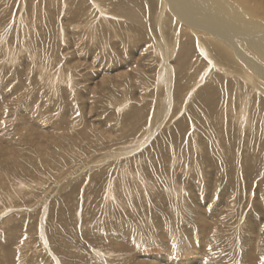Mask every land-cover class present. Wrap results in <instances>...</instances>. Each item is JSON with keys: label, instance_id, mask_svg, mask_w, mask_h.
<instances>
[{"label": "rangeland", "instance_id": "374dc122", "mask_svg": "<svg viewBox=\"0 0 264 264\" xmlns=\"http://www.w3.org/2000/svg\"><path fill=\"white\" fill-rule=\"evenodd\" d=\"M219 1L0 0V264H264V0Z\"/></svg>", "mask_w": 264, "mask_h": 264}, {"label": "bare ground", "instance_id": "6f19581e", "mask_svg": "<svg viewBox=\"0 0 264 264\" xmlns=\"http://www.w3.org/2000/svg\"><path fill=\"white\" fill-rule=\"evenodd\" d=\"M205 1V0H204ZM215 4H217V3H222V2H220L219 0H212ZM161 4H163V5H165V6H170V7H173V8H175L176 7V9H178L180 12H181V14H179L181 17H182V19L183 20H185L187 23H190V21H189V19H191V16L192 15H198L199 17H203V19H204V15L206 16L205 17V19H207V21H204V25H211L212 24V26H215V27H219V25L220 26H222L221 25V22L222 21H227V22H233L234 23V21H231V20H229L228 18H226V16L225 15H223V14H219V16H220V21L218 22L217 20H215V22H214V18L213 17H208V15H213L214 14V12H215V7L214 6H212L211 4L210 5H206V4H202L201 2H200V0H161ZM214 4V5H215ZM225 4V3H224ZM198 5V6H197ZM200 6H203V11L202 10H200L198 7H200ZM162 7V6H161ZM189 8H191V10L189 9ZM228 8V7H227ZM162 9V8H161ZM206 9H211L209 12L206 10ZM231 9V8H230ZM196 10V11H195ZM188 11L189 12H191L190 13V15H189V13H188ZM212 11V12H211ZM188 13V14H187ZM216 13V12H215ZM234 17H230V18H234L236 21L237 20H240V19H237V18H235V16L236 15H233ZM198 19H200V18H198ZM233 20V19H232ZM192 22V21H191ZM240 22V21H239ZM245 22V21H244ZM160 23V22H159ZM241 23V22H240ZM243 23V22H242ZM242 23H241V25H242ZM200 24V23H199ZM226 24V23H225ZM192 25V24H191ZM196 25V24H195ZM233 25V24H232ZM243 25H244V23H243ZM248 25V24H247ZM246 26V25H245ZM235 27H236V25H235ZM223 28H225V27H223ZM221 29V28H220ZM249 30V29H248ZM210 32V31H209ZM217 33V31H214V32H212V33ZM222 32V31H221ZM224 32V31H223ZM245 32V31H244ZM262 32V31H261ZM243 33V32H242ZM264 33V32H263ZM218 34V33H217ZM251 34V33H250ZM261 34V33H260ZM250 36V35H249ZM248 36V37H249ZM263 36H264V34H263ZM256 37V38H253V39H248L247 40V42H248V44L250 45V48H254V50L257 52V55H260V57L262 58V59H264V44H263V42H264V37ZM242 38V37H241ZM255 39H257L258 40V42L255 40ZM233 41V40H232ZM224 42V41H223ZM216 50V49H215ZM237 52H238V50H237ZM253 60V59H252ZM249 61H250V59H249ZM254 61V60H253ZM252 65V64H251ZM263 65V64H262ZM251 67V66H250ZM263 67V66H262ZM250 71H252V70H250ZM257 71V70H256ZM254 72V71H253ZM263 73V72H262ZM249 74V73H248ZM249 76H251V74L249 75ZM255 76V75H254ZM249 78H251L252 79V77H249ZM245 112V111H244ZM193 261H186L185 263H184V261L183 262H181V264H191L192 262H193V264H197L198 263V259H192Z\"/></svg>", "mask_w": 264, "mask_h": 264}]
</instances>
